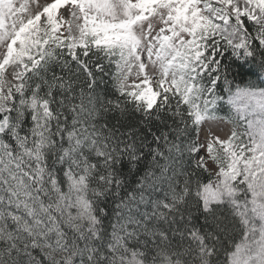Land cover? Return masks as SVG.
<instances>
[{"label":"snow or ice","instance_id":"obj_1","mask_svg":"<svg viewBox=\"0 0 264 264\" xmlns=\"http://www.w3.org/2000/svg\"><path fill=\"white\" fill-rule=\"evenodd\" d=\"M257 66L264 0H0V264H264Z\"/></svg>","mask_w":264,"mask_h":264},{"label":"trees","instance_id":"obj_2","mask_svg":"<svg viewBox=\"0 0 264 264\" xmlns=\"http://www.w3.org/2000/svg\"><path fill=\"white\" fill-rule=\"evenodd\" d=\"M257 62L260 61V57L257 56ZM241 62H243V58H241ZM247 67H252L253 65L251 63H249L248 65H246ZM227 70V69H226ZM111 69L106 70L104 73L102 74H97L96 75V81L98 82L97 86L95 87V91L94 93H92V98L93 100H97L99 99L101 105H103L106 101L108 100H112L113 102H115V100L117 99L118 93H117V88H116V84L112 78L111 75ZM233 71H235V69H233ZM255 71L257 72V74H253V73H249L247 76L244 77L243 80H236V84L237 85H244L246 83L248 84H258L261 87H264V84H261V81H264V68H260V67H256ZM89 78L86 75L81 74L80 76V80L78 81V83L81 84V86H83V83L86 82ZM229 80H232L233 77L232 75L229 73L228 76ZM79 91V89H78ZM229 112H231V109L229 108L228 105H224V110L220 113L221 115H228ZM142 115V113L137 112L135 117H133V120H138L140 118V116ZM125 119V114H124V109L120 108V109H111V110H107L102 117L100 118V123L103 124L105 122L108 123L109 125V130L111 131L113 127H115V129H117L118 131H123L122 129H120L118 120H123ZM147 128V124H142L141 127L139 129H133V131H137L140 132L143 129ZM146 145H150L152 144V137L149 136L147 141L145 142ZM144 157L141 158V163L139 165L133 164L130 165L128 167H125L124 165L128 164L127 160H121L120 165H118L119 171L123 174V182L125 183V187L127 188L128 186H130L131 184H133L136 180L140 179V177L144 174V169L150 164V156L148 155L149 153V148L147 146L144 147ZM129 168L131 170H129ZM139 168L140 171L137 172L136 169ZM122 194V193H121ZM115 200L111 197L108 198V203H107V208H108V213H107V217L105 219V224L107 225L109 223V220L114 218L113 216V208H114V204H115ZM104 206V205H101ZM102 215H106L105 213H102Z\"/></svg>","mask_w":264,"mask_h":264},{"label":"rangeland","instance_id":"obj_3","mask_svg":"<svg viewBox=\"0 0 264 264\" xmlns=\"http://www.w3.org/2000/svg\"><path fill=\"white\" fill-rule=\"evenodd\" d=\"M60 11H61L60 9L57 10V15H59V12H60ZM263 79H264V78H263ZM129 83H131V81H130ZM231 114H232L233 116L236 115V113H235L233 110H231Z\"/></svg>","mask_w":264,"mask_h":264}]
</instances>
